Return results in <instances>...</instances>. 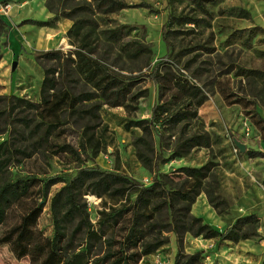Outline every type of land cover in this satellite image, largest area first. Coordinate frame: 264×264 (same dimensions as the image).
Masks as SVG:
<instances>
[{
	"label": "rangeland",
	"instance_id": "1",
	"mask_svg": "<svg viewBox=\"0 0 264 264\" xmlns=\"http://www.w3.org/2000/svg\"><path fill=\"white\" fill-rule=\"evenodd\" d=\"M82 1L0 0V111H3L0 141L14 126H19L25 129L24 133L13 129L11 136L31 152L30 155L18 152L6 174L68 177L81 166L98 165L118 169L141 183L150 184L155 170L140 159L135 143V138L145 133L139 127L125 124L130 118L150 116L159 100V82L151 72L168 51L161 27L169 12L201 16L197 24H174L181 31L169 33L172 55L163 65L165 69L172 68L175 74L179 69L185 72L207 92L206 100L199 106V116L187 121L185 130L208 131L211 144L195 146L183 156L161 162L160 168L169 173V185L178 187L184 179L178 167L212 161L213 168L206 182L213 186L214 194H219L218 205L210 201L203 189L192 203L191 212L219 229H225L243 214L257 212L260 217L257 233L239 240L204 237L187 231L182 247L185 252H200L202 264L215 261L260 264L264 259V82L247 68L264 70V0H214L208 3L211 14L201 12L189 0H127L130 6L108 14L90 12L98 20L97 26L74 27L69 31L73 19L57 14ZM143 2L150 5L144 6ZM80 16L84 13L76 15ZM28 18L53 21L51 25H40L26 21ZM121 23L133 27L118 39H109L104 29ZM141 43L146 47L137 53L135 50ZM54 47L62 48L73 59H69L67 73L61 69L56 72L61 83L66 84H58L55 98L62 101L57 115H45L56 124L47 140H42L38 136L47 125L45 118L40 131L33 134L16 117L27 113L33 125L42 120L41 111L24 106L12 108L3 97L16 94L40 101L45 67L52 61L39 54ZM91 58L103 64V69L93 78L85 72ZM173 71L163 73L160 78L173 77ZM102 75H106L104 79H100ZM113 76L119 78V84H109ZM66 87L74 93L93 90L96 95L78 101L76 109L64 95ZM183 123L163 130L167 142L161 146L164 155L169 154V142L183 130ZM235 137L246 142L244 151L234 142ZM154 144L157 152L158 134ZM63 184L64 181L53 183L47 201L34 210H25L24 206L36 205L41 200L39 194L20 203H10L0 223V264L60 261L52 249L51 198ZM136 195L135 188L125 195L91 191L84 194L94 226L103 229L102 236L93 239L90 254L94 257L110 248L113 251L125 248L131 264H174L179 245L173 230H164L168 240L154 251L143 253L141 242L151 238L152 233L147 232L137 245L128 241L133 209L118 221H104L106 211L133 203ZM167 216L166 213L164 220L169 219ZM145 217L142 216V227L147 223ZM80 241L87 243L85 238Z\"/></svg>",
	"mask_w": 264,
	"mask_h": 264
},
{
	"label": "trees",
	"instance_id": "2",
	"mask_svg": "<svg viewBox=\"0 0 264 264\" xmlns=\"http://www.w3.org/2000/svg\"><path fill=\"white\" fill-rule=\"evenodd\" d=\"M189 1L201 12L211 14L208 3L214 0ZM130 5L127 0H83L70 9L58 12L57 15H64L73 19V26L69 29L71 31L74 27L97 26L98 20L91 16L90 12L108 14ZM142 5L149 6L150 4L149 2H143ZM80 13H84V16L76 17ZM200 19H202L201 16H194L188 12L180 14L169 12L167 21L161 27L168 51L161 60L155 63L151 72L152 77L159 82V100L153 105L150 116L130 118L125 124L126 127H139L145 133L138 135L135 138V143L140 159L155 170L153 181L150 184H144L123 171L106 169L98 165L81 166L76 173L68 177L53 175L38 178L29 174L10 177L6 174V170L15 155L21 151L27 153V155L31 154L12 138L11 131L13 129L18 132L21 131V133L25 131L19 126H14L15 128L9 132L8 136L0 141V223L4 220L11 202L20 203L22 200L34 196V194H39L41 200L32 208H29L31 206L28 208L24 206V209L34 210V208L42 207L48 199L51 185L57 181H64L61 188L51 198V212L54 222L52 249L53 253L61 258L55 264H131L129 256L125 254V248H121L119 251H113L110 248L105 254L94 257L90 254L93 239L101 237L103 229L95 227L90 217L87 202L84 199V194L87 191L97 194L109 192L116 195H125L128 190L135 188L137 195L134 202L106 211L104 221H118L125 212L133 209V222L127 234L128 241L137 245L142 236L145 237L147 232L152 233L151 238L144 239L141 242L143 253L154 251L168 240L164 230H173L176 233L179 245L174 264L203 263L200 252L189 253L183 250L184 235L187 231L194 235L232 240L247 238L257 233V225L260 220L257 212L238 216L225 229H219L205 221L202 216L191 212L192 203L203 189L207 191L210 201L214 205H218L216 198L219 194H214L213 186L206 182L214 162L207 161L201 165L185 164L178 167L179 174L184 176L182 184L178 187L169 185V173L161 171L160 168L161 162L183 156L195 146H209L211 144V135L208 131L195 130L187 132L185 130V123L199 116V106L206 100L207 92L201 85L193 82L185 72L179 69L178 74H175L172 68L168 70L163 65L164 62L171 59L172 55L173 44L168 36L169 33L181 31L174 24H197ZM26 21L40 25H51L53 20L28 18ZM131 27H133L131 24L121 23L105 28L104 31L109 39H118L125 30H129ZM145 47V44L141 43L135 51L138 53L144 50ZM39 55L52 61L45 67V74L40 87V101H34L16 94L1 96L12 108L24 106L26 109L36 108L41 111L42 120L33 125L30 124L31 118L28 117L27 113L21 116L17 114L16 116L23 122L24 128L28 127L29 132L33 134L40 131L41 125L45 121L44 118L46 119L45 115H57L58 104L62 100L55 98L57 96L55 91L59 89L58 84L66 83H61L56 72L61 69L63 73H67L70 66L69 59H73V56L66 55L62 48L55 47L43 50ZM91 59L92 62L88 63L85 70L89 78L96 77L97 72L103 69L102 62L94 58ZM163 68L164 74L173 71V77L165 78V80L160 78L163 74ZM247 71L261 78L264 82L263 69L247 68ZM105 76L102 75L100 79H104ZM171 79L174 81H171ZM108 81L109 84H119V78L116 76L109 78ZM95 93L96 91L93 90H82L74 93L68 87L64 90V95L69 99L70 106L76 109L78 107H75V104L78 101L92 99L95 97ZM44 110L46 112L43 113ZM2 112L1 110L0 113ZM13 119H15V116ZM46 121L47 125L44 132L38 136L42 140H47L56 124L51 120L46 119ZM181 122H184L183 130L176 135L175 140L169 142L171 143L170 152L168 155H164L161 146L167 142H165V132L163 130L167 127H175ZM156 134L160 139V149H157V152L154 144ZM37 185H40V187L35 188ZM166 213L169 217L168 220H164ZM143 215L146 216L147 220L145 227H142ZM155 229H157V232H154ZM82 238H85L87 243L82 244L80 241ZM108 241L111 240L108 239ZM212 264L219 263L215 261ZM260 264H264V259Z\"/></svg>",
	"mask_w": 264,
	"mask_h": 264
},
{
	"label": "water",
	"instance_id": "3",
	"mask_svg": "<svg viewBox=\"0 0 264 264\" xmlns=\"http://www.w3.org/2000/svg\"><path fill=\"white\" fill-rule=\"evenodd\" d=\"M16 62H14V66H15ZM234 142L237 144V146L240 148L241 151H244L246 149V142L238 139V138H234Z\"/></svg>",
	"mask_w": 264,
	"mask_h": 264
}]
</instances>
